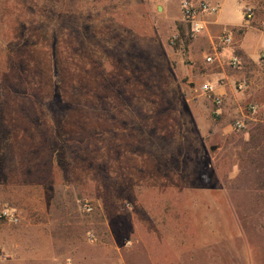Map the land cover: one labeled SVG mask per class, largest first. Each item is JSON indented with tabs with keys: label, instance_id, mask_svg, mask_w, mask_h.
<instances>
[{
	"label": "rangeland",
	"instance_id": "1",
	"mask_svg": "<svg viewBox=\"0 0 264 264\" xmlns=\"http://www.w3.org/2000/svg\"><path fill=\"white\" fill-rule=\"evenodd\" d=\"M180 3L0 0V212L79 220L87 241L123 243L143 205L178 203L189 224L183 205L201 189L232 206L213 254L264 264V115L237 80L219 109L201 91L233 71L191 36Z\"/></svg>",
	"mask_w": 264,
	"mask_h": 264
},
{
	"label": "crops",
	"instance_id": "2",
	"mask_svg": "<svg viewBox=\"0 0 264 264\" xmlns=\"http://www.w3.org/2000/svg\"><path fill=\"white\" fill-rule=\"evenodd\" d=\"M193 1L207 2L218 9L216 15L204 17L205 30L199 36L201 46L210 49L218 64L229 69L232 57L240 61L237 70L231 69L233 74L220 73L224 81L222 86L214 88L215 93L221 98H232V85L236 80L246 79V101L251 102L249 105H257L258 113L263 116L264 62L260 61V55L264 52V30L261 28L264 0ZM246 7L253 10L248 23L243 14ZM224 33L230 37L229 44L216 41ZM152 191L159 195L158 189ZM189 192L194 198L183 205V209L191 212L189 224L177 222L178 203L169 204L171 210L164 214L160 213L164 212L161 208L166 211L164 205H143L145 215L139 219L134 215L131 217L123 243L112 231L104 241L88 243L84 224L79 220L28 216L17 225L1 227L0 264H227L226 252L223 257H218L212 250L215 245L227 243L228 232L222 233V222L225 228L233 220L232 206L227 200L213 205L209 191ZM205 195L209 198L202 199ZM208 209L211 214L206 212ZM221 210L228 212L224 218L218 212ZM235 237L242 242L243 229L239 226H235Z\"/></svg>",
	"mask_w": 264,
	"mask_h": 264
},
{
	"label": "built area",
	"instance_id": "3",
	"mask_svg": "<svg viewBox=\"0 0 264 264\" xmlns=\"http://www.w3.org/2000/svg\"><path fill=\"white\" fill-rule=\"evenodd\" d=\"M167 2L168 0H163ZM182 20L190 28V34L192 37H199L203 34L205 30L204 17L214 16L217 13V7L210 5L207 2H195L193 0H181L180 3ZM244 21L250 22L253 17V10L250 7L244 9ZM261 28L264 30V18L261 21ZM179 40V36L175 35L171 39V45L174 46L175 43ZM220 44H229L230 37L227 34H222L219 39ZM206 62H212L213 57H206ZM260 61L264 62V52L260 55ZM240 65V61L237 57H232L228 63V66L237 70ZM248 87V82L246 79H241L236 83V90L243 92ZM201 91L205 96L212 101L216 109H219L222 105V98L217 95L214 91V88L211 84H203ZM252 116H256L258 113L257 105H249L247 109ZM217 113V110L215 111ZM247 117V116H245ZM260 130L264 135V120H260ZM233 129L237 132H240L245 129V123L243 120H235L232 124ZM86 212H91L92 208L90 206H85ZM0 220L4 221L10 225H17L19 223V216L14 209H4L0 212ZM88 241L93 244L96 240V237L93 234H89L87 237Z\"/></svg>",
	"mask_w": 264,
	"mask_h": 264
},
{
	"label": "water",
	"instance_id": "4",
	"mask_svg": "<svg viewBox=\"0 0 264 264\" xmlns=\"http://www.w3.org/2000/svg\"><path fill=\"white\" fill-rule=\"evenodd\" d=\"M158 10H160V9H158Z\"/></svg>",
	"mask_w": 264,
	"mask_h": 264
}]
</instances>
